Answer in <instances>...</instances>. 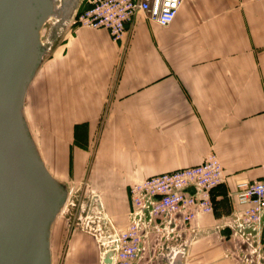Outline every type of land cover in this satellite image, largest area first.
<instances>
[{
	"label": "crops",
	"instance_id": "obj_1",
	"mask_svg": "<svg viewBox=\"0 0 264 264\" xmlns=\"http://www.w3.org/2000/svg\"><path fill=\"white\" fill-rule=\"evenodd\" d=\"M24 110L50 172L68 188L72 178L93 184L113 230L129 224L127 188L215 154L225 180L214 212L151 234L135 264H169L172 250L184 252L172 264L248 262L232 224L237 185L259 180L264 165V0H185L168 26L139 12L120 40L70 28ZM58 223L52 264H91L92 251Z\"/></svg>",
	"mask_w": 264,
	"mask_h": 264
},
{
	"label": "water",
	"instance_id": "obj_2",
	"mask_svg": "<svg viewBox=\"0 0 264 264\" xmlns=\"http://www.w3.org/2000/svg\"><path fill=\"white\" fill-rule=\"evenodd\" d=\"M83 2L0 0V264H52V233L69 188L46 166L24 105ZM113 256L103 254L102 264Z\"/></svg>",
	"mask_w": 264,
	"mask_h": 264
},
{
	"label": "built area",
	"instance_id": "obj_3",
	"mask_svg": "<svg viewBox=\"0 0 264 264\" xmlns=\"http://www.w3.org/2000/svg\"><path fill=\"white\" fill-rule=\"evenodd\" d=\"M184 1L85 0L77 15V22L79 27L106 29L114 40H120L127 23L137 13L143 12L157 24L168 26L176 18ZM224 180L223 166L219 158L211 154L198 166L153 175L130 186L128 226L123 231H114L109 226L108 251L114 253L113 262L115 259V264H135L142 258L145 242L151 234L171 235L197 216L213 213V192ZM235 197L240 210L234 214L232 230L251 246L255 238H260L264 227V165L261 166L259 180L237 185ZM92 202L100 210L96 197ZM86 218L90 217L86 215ZM91 222L88 219L87 223ZM94 235L98 238L100 233ZM108 237L101 238V243L107 241ZM179 253L184 252L175 253L172 250L169 253V264Z\"/></svg>",
	"mask_w": 264,
	"mask_h": 264
},
{
	"label": "rangeland",
	"instance_id": "obj_4",
	"mask_svg": "<svg viewBox=\"0 0 264 264\" xmlns=\"http://www.w3.org/2000/svg\"><path fill=\"white\" fill-rule=\"evenodd\" d=\"M80 9H81V7H80ZM78 13H79V11H78ZM78 13H77V15H78ZM75 20L73 21L74 24L72 23V25L70 27L72 30L79 28V25H78L79 23L77 22V20H78L77 16H76ZM69 29H68V31H69ZM46 31H47V27L44 30V35L46 34ZM24 108H25V105H24ZM127 189L129 191V188H127ZM96 194H97V190L95 189L94 185L91 184L90 182L77 181L73 178L70 179V181H69V197L67 199V202H66L61 214L58 216V218L56 220V223L59 222L58 227L62 226V225H64V226L66 225V227H69L67 232H66L68 234L67 235L68 240H71V239L77 240L78 244L80 246H83L84 248H89L92 251L91 255H93V256H91L92 257L91 258V262H92L91 264H101V255H102L103 251L105 250V248H104L105 246L103 245V243H105V244L108 243V242H102L101 243L98 238H96L95 236L90 234L91 232L88 233L89 231L85 230L84 222H85L86 215H88L90 217L88 219H90V221H92L91 216H93L94 214L90 213L89 211L97 212L96 204L94 202H92V198ZM100 202H101V200H100ZM101 204H102V202H101ZM102 214L105 216L104 210H103ZM95 215L99 217V215H97V214H95ZM95 215H94V217H95ZM101 216L102 215H100V217ZM93 224H94V228L98 224H101L104 234H106V235L109 234L110 227H109V225L105 224L103 222V220L97 221V219H96ZM83 226H84V229H83ZM111 228H112V226H111ZM86 237H88L89 240H86ZM247 248L249 249V252H250V259L248 260L247 263L264 264V227H263L260 238H255L252 241L251 246L248 245Z\"/></svg>",
	"mask_w": 264,
	"mask_h": 264
},
{
	"label": "bare ground",
	"instance_id": "obj_5",
	"mask_svg": "<svg viewBox=\"0 0 264 264\" xmlns=\"http://www.w3.org/2000/svg\"><path fill=\"white\" fill-rule=\"evenodd\" d=\"M98 200H99V202H100V199H99V197H98ZM95 205V204H94ZM100 210H97V212H95V211H92V213L95 215V214H97V215H99V217L98 216H96L95 215V217H94V215L93 216H91V219H92V222L91 223H87V221H88V218H86L85 217V222H84V225H85V230H87V231H89V232H93L94 234H99L100 233V236L98 237L99 238V240H100V242H101V238H103V237H108V235H106V234H104V232H103V230H102V225L101 224H98L95 228H94V222H95V220L97 219V221H99L100 220V215H102L103 217H102V219L100 220V221H102V220H104L105 221V224H107V225H109V226H111L110 225V223H109V221L107 220V218L102 214V212H103V206H102V204H101V202H100ZM95 219V220H94ZM102 223V222H101ZM115 231V230H114ZM109 241V237L107 238V241H104V242H108ZM103 245L105 246V250L103 251V253H102V255L105 253V252H107L110 248H108V243L107 244H105V243H103ZM102 255H101V264H102ZM113 264H115V259H114V262H113Z\"/></svg>",
	"mask_w": 264,
	"mask_h": 264
}]
</instances>
